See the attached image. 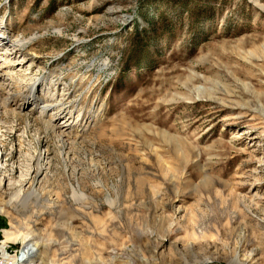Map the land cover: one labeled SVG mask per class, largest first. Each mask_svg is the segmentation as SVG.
<instances>
[{
    "label": "rangeland",
    "instance_id": "1",
    "mask_svg": "<svg viewBox=\"0 0 264 264\" xmlns=\"http://www.w3.org/2000/svg\"><path fill=\"white\" fill-rule=\"evenodd\" d=\"M0 30L34 38L0 98L59 106L0 110V258L229 264L246 228L264 264V0H0Z\"/></svg>",
    "mask_w": 264,
    "mask_h": 264
},
{
    "label": "bare ground",
    "instance_id": "2",
    "mask_svg": "<svg viewBox=\"0 0 264 264\" xmlns=\"http://www.w3.org/2000/svg\"><path fill=\"white\" fill-rule=\"evenodd\" d=\"M5 37H6V34H4L2 32V30H0V38L3 39ZM33 39L34 38H30L28 40L16 39L14 41L16 44L13 43V45H17V46H19L21 48V49H18V50H14V49L10 48L11 45L9 46L8 42L7 43L6 42H4V43L0 42V91H2V92L3 91L4 92L7 91L9 89V87H11V85H13L15 83V82L13 83L12 79H9L10 78L9 77L10 74H9V72L7 70L13 69L14 67H19L21 64H23V61L25 59L22 56V51H23V49H25L27 47V45ZM27 65H29L27 67V70H30L33 67L31 65V63H28ZM24 79L25 78H22V79H20V81H22ZM18 83H20V82H18ZM23 84H24V82H23ZM36 85H37V83L36 84L35 83L32 84L29 87L28 93L25 91L26 95L23 96L24 99H23L22 103H20V104L16 103L15 106H12L13 104L10 105L9 101H8V99H12L14 97L13 95H9L8 98H0V110L3 113V115L5 117H7L8 115H11L15 119L16 118L23 119L24 118V115H22L23 110L25 109L26 106H30L32 104V102H33V104L35 106L36 105L37 106L41 105L40 108L42 109V111L52 112V114L54 116H56L57 113L55 111H53V109H56V111H57L59 109V106H56L53 103L52 104H47V103L44 104V102L41 101L42 98L39 99L38 96L36 95V93L34 92V88L36 87ZM37 86H38V89H39V85H37ZM29 98L34 99V100L28 101ZM18 99H20V98H18ZM67 122H68V124L66 125V127L67 128L71 127L73 122H70V120H68L65 123H67ZM41 124H42L41 128H43V130L46 133H50V134L51 133H54V134L56 133V134L59 135V137H64L65 136V132L66 131H64V130H66V127L58 126L57 124H55L52 117L49 118V119H45V120L41 119ZM72 193H73V197L72 198H74L75 200L81 201V204H79L80 209H83V210L88 209L87 206L89 207L90 202L91 203L93 202V198L90 197L89 195H87L85 192H83L81 190V187H80L79 184H77L76 187L73 188ZM19 194H18V196H19ZM31 194L33 196H35L34 192H31ZM30 197H31L30 195L27 196L23 200V202H27L30 199ZM261 199H264V196H261ZM106 202H107V204L110 207H116L118 205V199L117 198L112 199V198L109 197V195H107ZM253 202L255 203V200L251 199L250 203H253ZM256 203H258V202H256ZM258 205H259V203H258ZM259 209H261V206L259 207ZM248 212H252L250 207H245L244 209H240L239 210L240 215H243V216H248L247 215ZM261 224H259L260 228H262ZM256 227H257V225H256ZM6 239L10 240L12 238H11L10 235H7ZM242 239L244 240L243 242H242ZM249 239H250V234L248 233V230H246V228H243L242 232L240 234V237L238 238V244H239V242L241 243L239 245L240 250L237 251V254L234 256V258L231 260V262L229 264H248L249 262L253 261L254 258H256V256L260 253V249L259 248H253L251 250H246L247 246L245 245L246 244L245 242H247ZM241 249H243V256H242L243 259H241V254H240ZM22 252L24 254L23 255V259L21 258L22 260L20 259L21 261H19V263L20 264H32L33 262H32L31 259L34 256L35 252H37V246L34 245V244H26L24 246ZM128 254L129 253H126L127 256H128ZM0 260L3 262V264H8L7 259L3 260L2 257H1Z\"/></svg>",
    "mask_w": 264,
    "mask_h": 264
},
{
    "label": "built area",
    "instance_id": "3",
    "mask_svg": "<svg viewBox=\"0 0 264 264\" xmlns=\"http://www.w3.org/2000/svg\"><path fill=\"white\" fill-rule=\"evenodd\" d=\"M24 255V254H23ZM23 255H22V258H23ZM0 264H3V262L0 260Z\"/></svg>",
    "mask_w": 264,
    "mask_h": 264
}]
</instances>
